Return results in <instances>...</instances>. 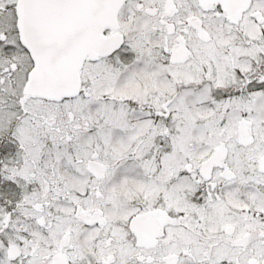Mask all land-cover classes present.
<instances>
[{
    "label": "snow or ice",
    "instance_id": "snow-or-ice-1",
    "mask_svg": "<svg viewBox=\"0 0 264 264\" xmlns=\"http://www.w3.org/2000/svg\"><path fill=\"white\" fill-rule=\"evenodd\" d=\"M0 264H264V0H0Z\"/></svg>",
    "mask_w": 264,
    "mask_h": 264
}]
</instances>
